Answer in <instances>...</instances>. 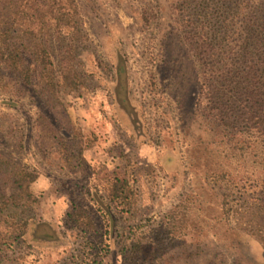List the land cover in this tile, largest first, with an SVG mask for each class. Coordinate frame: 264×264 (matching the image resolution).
Masks as SVG:
<instances>
[{"label":"rangeland","instance_id":"obj_1","mask_svg":"<svg viewBox=\"0 0 264 264\" xmlns=\"http://www.w3.org/2000/svg\"><path fill=\"white\" fill-rule=\"evenodd\" d=\"M63 1L78 27L31 25L46 52L27 51L30 83L0 61V154L37 173V202L5 211L27 225L0 243V264H264L258 237L223 217L224 181L210 175L259 169L237 150L229 162L206 104L196 107L208 70L195 27L241 0ZM17 19L20 43L27 22ZM112 178L126 181L128 211L108 202ZM72 204L93 231L69 220Z\"/></svg>","mask_w":264,"mask_h":264},{"label":"trees","instance_id":"obj_2","mask_svg":"<svg viewBox=\"0 0 264 264\" xmlns=\"http://www.w3.org/2000/svg\"><path fill=\"white\" fill-rule=\"evenodd\" d=\"M63 3V0H0V61L23 83H30L32 64L27 60V51L30 53L32 48L38 55L46 52L40 42L32 44L31 25L36 24L49 35L51 30L78 27L75 6ZM240 4L238 8L212 12L211 26L195 27L208 70L204 72L207 77L200 81L196 107L202 111V105L206 104L205 115L228 144L225 154L229 162L235 156L234 150L244 157L239 162L242 166H248L246 157L253 156L251 162L256 164L258 173L228 170L210 175L224 181L220 187L223 217L228 222L235 220L264 244V0H241ZM18 17L26 18L27 22L20 43L16 42L19 36L14 29ZM39 62L48 77L46 84L53 86L51 61L42 56ZM36 176L33 169L0 154V243L9 246L24 233L27 221L5 211L10 206L37 202L32 190ZM125 184L124 179L112 178L106 196L109 203L118 201L125 206L122 211H128L130 203ZM106 197L99 196L93 203L99 209L104 206L107 212ZM67 216L81 230H94L93 216L81 207L72 204Z\"/></svg>","mask_w":264,"mask_h":264},{"label":"crops","instance_id":"obj_3","mask_svg":"<svg viewBox=\"0 0 264 264\" xmlns=\"http://www.w3.org/2000/svg\"><path fill=\"white\" fill-rule=\"evenodd\" d=\"M85 156H86V155H85ZM92 156H97V154L94 153V152H92V151H91L90 153H89V152L87 153V157H89V159H90ZM94 160H96V157L94 158Z\"/></svg>","mask_w":264,"mask_h":264}]
</instances>
